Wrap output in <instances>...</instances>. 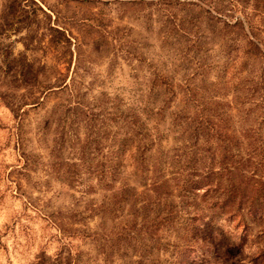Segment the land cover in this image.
I'll list each match as a JSON object with an SVG mask.
<instances>
[{
	"label": "rangeland",
	"instance_id": "1",
	"mask_svg": "<svg viewBox=\"0 0 264 264\" xmlns=\"http://www.w3.org/2000/svg\"><path fill=\"white\" fill-rule=\"evenodd\" d=\"M0 264H264V0H0Z\"/></svg>",
	"mask_w": 264,
	"mask_h": 264
}]
</instances>
